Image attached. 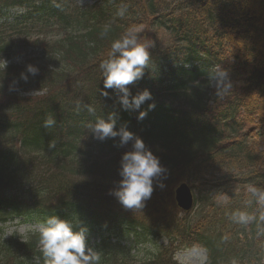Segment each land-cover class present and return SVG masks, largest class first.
<instances>
[{"label": "trees", "instance_id": "1", "mask_svg": "<svg viewBox=\"0 0 264 264\" xmlns=\"http://www.w3.org/2000/svg\"><path fill=\"white\" fill-rule=\"evenodd\" d=\"M97 1L80 8L0 0V59L10 62L0 70V224L15 217L39 224L51 215L80 223L99 264H176L174 252L192 244L207 251L206 264H264V207L246 192L264 189V0ZM15 8L20 15L3 20ZM134 24L145 30L150 60L127 87L133 96L148 89L152 99L125 110L118 92L103 88L99 64ZM30 64L39 72L25 83L20 74ZM216 67L232 84L223 95L211 88ZM113 113L115 130L126 124L168 170L159 182L193 186L192 217L178 215L169 189L159 197L165 186L155 180L141 209H125L109 194L131 142L98 140L87 125ZM49 116L55 124L46 128ZM237 211L254 219L237 223ZM162 237L168 246L158 245ZM37 242L35 232L1 239L0 264H35ZM138 245L152 252L138 259L131 253Z\"/></svg>", "mask_w": 264, "mask_h": 264}, {"label": "clouds", "instance_id": "2", "mask_svg": "<svg viewBox=\"0 0 264 264\" xmlns=\"http://www.w3.org/2000/svg\"><path fill=\"white\" fill-rule=\"evenodd\" d=\"M126 9L121 8L117 15L123 17ZM110 26H105L101 36H106ZM142 25H130L125 32L111 42L110 51L107 58L99 64L103 77V88L114 89L118 92V100L125 109H139L146 101L151 100L152 96L148 89L132 95L127 87L144 75V68L150 60V45L142 42L139 35ZM8 61L0 59V68H6ZM39 72L38 68L28 65L26 73L20 74V80L25 83L29 75L35 76ZM215 82L217 95L226 94L232 84L228 78L227 71H217L210 77ZM18 81H13L10 90H15ZM101 95L107 97L109 93L102 91ZM150 104L149 108H154ZM89 113L95 109L87 106ZM146 112H140L138 120H143ZM115 114H109L108 119L97 117L95 123H88V129L98 140L119 137V146L123 147L131 142V150L126 151L121 159L118 170L120 180L116 183L110 195L114 196L125 209H141L144 201L151 197L153 192L154 180L157 186L163 188L165 185L159 181L167 179L168 170L161 165V162L152 151H150L144 141L128 130L127 125H122L116 129ZM55 124L53 117L49 116L44 121V127L48 128ZM252 197L256 203L264 207V189L255 186L249 187ZM233 220L240 224H247L254 219L245 211L233 213ZM264 220V216H261ZM78 229V230H77ZM38 242L37 247L41 253L40 257H35V264H99L101 256L98 251L88 246L87 238L89 229L80 223L74 224L67 219H61L57 215L48 216L37 226Z\"/></svg>", "mask_w": 264, "mask_h": 264}, {"label": "rangeland", "instance_id": "3", "mask_svg": "<svg viewBox=\"0 0 264 264\" xmlns=\"http://www.w3.org/2000/svg\"><path fill=\"white\" fill-rule=\"evenodd\" d=\"M71 1L77 3L80 6H91L93 4V1H91V0H71ZM179 1H181V0H176V2H174V4L178 3ZM142 30H144V29L142 28ZM162 41L166 44L169 43V42L167 43V41H165V40H162ZM22 61H23L22 59H17L14 62L18 63V62H22ZM211 87L215 88V82L214 81H212ZM22 95H25V94H22ZM26 96H27V94H26ZM177 181L178 180H172V181H169V183H168V180H164L163 183H164L165 187L158 193L159 197H163L164 193L168 192V189L171 190L170 192H173L174 187L177 186L181 180L178 182ZM246 192H249V189H247ZM165 198H167V195H165ZM220 200L222 201V204L225 203L224 197L220 198ZM164 205H166V204H162V203L157 204L158 207H163ZM191 217H192V215H191ZM193 217L196 218V216H193ZM37 226L38 225H35L34 223H24V222H20L18 220H15V221H12L10 223H7L6 225L0 226V228L2 229L1 231H2L4 238H9V237L15 235V236L19 237V239L23 240L26 238V236H28V234H30L34 231H37L36 230ZM0 238H1V235H0ZM159 244L165 245L166 239L160 240ZM144 248L146 249L145 246H144ZM144 248L139 246L138 249H136L134 251H135V253L138 254L139 257H142V253H143ZM147 248L149 249L150 247L147 246ZM205 259H206L205 250H203L200 247H196V246L189 249V250H184V251L178 252L175 255V260L177 261L178 264H204Z\"/></svg>", "mask_w": 264, "mask_h": 264}, {"label": "water", "instance_id": "4", "mask_svg": "<svg viewBox=\"0 0 264 264\" xmlns=\"http://www.w3.org/2000/svg\"><path fill=\"white\" fill-rule=\"evenodd\" d=\"M176 194L178 205L181 208L188 210L191 207V196L189 190L184 185H182L177 189Z\"/></svg>", "mask_w": 264, "mask_h": 264}]
</instances>
